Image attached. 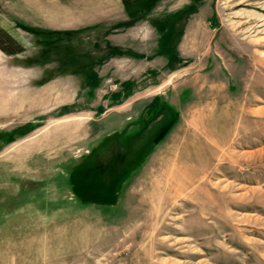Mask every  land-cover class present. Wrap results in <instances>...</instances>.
Masks as SVG:
<instances>
[{"label": "rangeland", "instance_id": "rangeland-1", "mask_svg": "<svg viewBox=\"0 0 264 264\" xmlns=\"http://www.w3.org/2000/svg\"><path fill=\"white\" fill-rule=\"evenodd\" d=\"M0 264H264V0H0Z\"/></svg>", "mask_w": 264, "mask_h": 264}, {"label": "trees", "instance_id": "trees-1", "mask_svg": "<svg viewBox=\"0 0 264 264\" xmlns=\"http://www.w3.org/2000/svg\"><path fill=\"white\" fill-rule=\"evenodd\" d=\"M132 25V22L131 21H128V22H123L121 24H119L116 28H120V27H130ZM96 85V84H93V86ZM33 126H31L30 128H32ZM16 132H14L15 134ZM117 165V162H115V166ZM115 182H117V180H115ZM114 190V189H112ZM115 190H116V187H115ZM116 193V192H115ZM107 198L108 199H111L114 197L113 193L110 191L107 195ZM93 197L95 196H90V195H87L85 192L82 194L79 195V198L81 200H84L85 202H89Z\"/></svg>", "mask_w": 264, "mask_h": 264}]
</instances>
